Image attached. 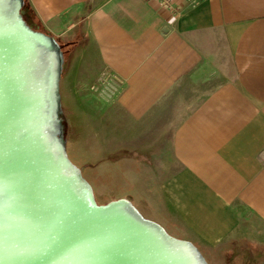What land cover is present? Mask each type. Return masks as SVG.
Listing matches in <instances>:
<instances>
[{"label": "crops", "instance_id": "obj_1", "mask_svg": "<svg viewBox=\"0 0 264 264\" xmlns=\"http://www.w3.org/2000/svg\"><path fill=\"white\" fill-rule=\"evenodd\" d=\"M26 1L34 27L96 52L134 119L175 89L200 92L149 204L201 252L246 249L264 264V235L246 234L252 221L264 227V0H174L176 16L149 0Z\"/></svg>", "mask_w": 264, "mask_h": 264}, {"label": "water", "instance_id": "obj_2", "mask_svg": "<svg viewBox=\"0 0 264 264\" xmlns=\"http://www.w3.org/2000/svg\"><path fill=\"white\" fill-rule=\"evenodd\" d=\"M0 0V264H209L128 200L98 205L69 159L60 44Z\"/></svg>", "mask_w": 264, "mask_h": 264}, {"label": "rangeland", "instance_id": "obj_3", "mask_svg": "<svg viewBox=\"0 0 264 264\" xmlns=\"http://www.w3.org/2000/svg\"><path fill=\"white\" fill-rule=\"evenodd\" d=\"M46 33L57 42L68 40L67 36ZM89 48L72 46L67 56L61 49V118L69 159L91 185L98 205L128 200L146 218L161 222L170 234L178 235L163 211L149 204V192L168 159L174 129L184 112L198 102L195 96L200 92L175 89L147 116L134 119L119 102L123 84L111 76ZM246 234L258 240L264 235V227L252 221ZM261 244L264 251V242ZM226 251L210 248L203 249L202 254L209 264H249L246 249L242 254Z\"/></svg>", "mask_w": 264, "mask_h": 264}, {"label": "built area", "instance_id": "obj_4", "mask_svg": "<svg viewBox=\"0 0 264 264\" xmlns=\"http://www.w3.org/2000/svg\"><path fill=\"white\" fill-rule=\"evenodd\" d=\"M149 1H153V2L158 1L164 10L168 11L169 13L175 16L179 14V10L174 4V0H149Z\"/></svg>", "mask_w": 264, "mask_h": 264}, {"label": "trees", "instance_id": "obj_5", "mask_svg": "<svg viewBox=\"0 0 264 264\" xmlns=\"http://www.w3.org/2000/svg\"><path fill=\"white\" fill-rule=\"evenodd\" d=\"M25 9H27L29 11V17L27 19H31V20H34V15H33V12L32 10L28 7L27 5V1L25 0V6H24ZM39 26V25H38ZM40 31H43L45 32V30L43 29H40ZM46 33V32H45ZM61 46V49L63 50L65 56H67L70 52H69V48L66 44L64 43H61V42H58Z\"/></svg>", "mask_w": 264, "mask_h": 264}]
</instances>
